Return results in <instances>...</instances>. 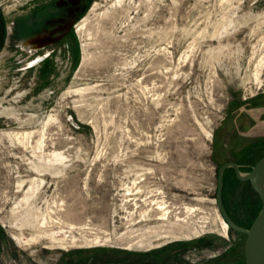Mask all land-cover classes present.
Listing matches in <instances>:
<instances>
[{
    "label": "rangeland",
    "instance_id": "374dc122",
    "mask_svg": "<svg viewBox=\"0 0 264 264\" xmlns=\"http://www.w3.org/2000/svg\"><path fill=\"white\" fill-rule=\"evenodd\" d=\"M53 11L0 0V264H246L216 196L264 157V0H89L26 48Z\"/></svg>",
    "mask_w": 264,
    "mask_h": 264
},
{
    "label": "water",
    "instance_id": "95a60500",
    "mask_svg": "<svg viewBox=\"0 0 264 264\" xmlns=\"http://www.w3.org/2000/svg\"><path fill=\"white\" fill-rule=\"evenodd\" d=\"M233 168L240 182H249L253 190L259 195L262 209L249 229L238 226L228 215L223 203V176L227 169ZM219 186L216 202L220 214L229 228L246 237L245 261L246 264H264V157L253 167L249 173H242L239 166L234 163L225 164L219 171Z\"/></svg>",
    "mask_w": 264,
    "mask_h": 264
},
{
    "label": "flooded vegetation",
    "instance_id": "af4514ba",
    "mask_svg": "<svg viewBox=\"0 0 264 264\" xmlns=\"http://www.w3.org/2000/svg\"><path fill=\"white\" fill-rule=\"evenodd\" d=\"M88 3L89 0H52L53 13L43 20L39 29L25 39V47L35 53L45 54L63 43L72 33Z\"/></svg>",
    "mask_w": 264,
    "mask_h": 264
},
{
    "label": "bare ground",
    "instance_id": "6f19581e",
    "mask_svg": "<svg viewBox=\"0 0 264 264\" xmlns=\"http://www.w3.org/2000/svg\"><path fill=\"white\" fill-rule=\"evenodd\" d=\"M135 192V189L134 188H131L130 186H128V189H127V195H129V196H131L133 193ZM224 203V202H223ZM225 206V205H224ZM226 208V207H225ZM159 209H161V210H164V209H166V207L165 206H160L159 207ZM227 211V210H226ZM228 213V212H227ZM221 215V214H220ZM229 215V214H228ZM165 216H167V215H165ZM221 217H222V215H221ZM222 219H223V217H222ZM223 221L225 222V224H226V229L228 228V229H230L229 228V226H228V224L226 223V221L223 219Z\"/></svg>",
    "mask_w": 264,
    "mask_h": 264
},
{
    "label": "trees",
    "instance_id": "16d2710c",
    "mask_svg": "<svg viewBox=\"0 0 264 264\" xmlns=\"http://www.w3.org/2000/svg\"><path fill=\"white\" fill-rule=\"evenodd\" d=\"M229 170H232L233 171V169H229ZM241 171L243 172H245V171H247V169H245V168H241ZM227 172H228V170L224 173V178H223V181H224V184H225V182H226V174H227ZM226 207V206H225ZM226 210H227V212H228V214H229V216L231 217V219L238 225V226H240V227H242V228H244L243 227V225H241L240 223H238L237 221H235V219L232 217V215L229 213V211H228V209L226 208ZM259 214V213H258ZM258 216V215H257ZM231 230V229H230ZM233 231V230H232Z\"/></svg>",
    "mask_w": 264,
    "mask_h": 264
}]
</instances>
